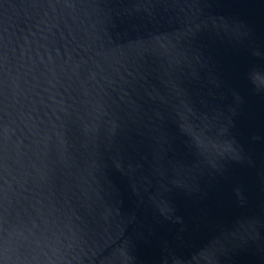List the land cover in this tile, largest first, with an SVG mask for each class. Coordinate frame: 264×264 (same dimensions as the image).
I'll return each instance as SVG.
<instances>
[{
  "label": "clouds",
  "instance_id": "clouds-1",
  "mask_svg": "<svg viewBox=\"0 0 264 264\" xmlns=\"http://www.w3.org/2000/svg\"><path fill=\"white\" fill-rule=\"evenodd\" d=\"M264 6V0L257 2ZM226 0H0V264H235L264 254V165L233 140L209 159L184 127L207 98L197 66L228 39L232 93L264 102V41ZM264 142V133L251 135ZM234 164L259 197L190 227Z\"/></svg>",
  "mask_w": 264,
  "mask_h": 264
},
{
  "label": "water",
  "instance_id": "water-1",
  "mask_svg": "<svg viewBox=\"0 0 264 264\" xmlns=\"http://www.w3.org/2000/svg\"><path fill=\"white\" fill-rule=\"evenodd\" d=\"M227 11L245 18L251 26V43L264 41V6L259 0H226ZM210 63L197 66L202 81V91L207 98L202 116L193 122L183 116L184 127L191 138L212 160L234 155L233 140L244 144L257 162L264 165V142H252L254 133H264V102L244 96L242 102L233 95L239 85L236 68L243 60V52L228 39H217L209 45ZM242 185L253 203L259 197L254 172L242 164H234L228 173L217 178L203 201L178 200L181 213L190 227L205 214L222 213L231 208L233 187ZM145 264H151L154 248L144 244L139 249ZM235 264H264V254L255 249L242 251Z\"/></svg>",
  "mask_w": 264,
  "mask_h": 264
}]
</instances>
